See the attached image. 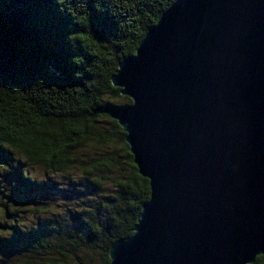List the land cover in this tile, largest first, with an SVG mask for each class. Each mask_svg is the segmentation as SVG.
<instances>
[{
	"label": "trees",
	"instance_id": "16d2710c",
	"mask_svg": "<svg viewBox=\"0 0 264 264\" xmlns=\"http://www.w3.org/2000/svg\"><path fill=\"white\" fill-rule=\"evenodd\" d=\"M176 1L0 0V214L41 212L0 215V264H110L133 235L151 191L112 77Z\"/></svg>",
	"mask_w": 264,
	"mask_h": 264
},
{
	"label": "water",
	"instance_id": "95a60500",
	"mask_svg": "<svg viewBox=\"0 0 264 264\" xmlns=\"http://www.w3.org/2000/svg\"><path fill=\"white\" fill-rule=\"evenodd\" d=\"M108 111L150 184L110 264L264 255V0H177L112 77Z\"/></svg>",
	"mask_w": 264,
	"mask_h": 264
},
{
	"label": "rangeland",
	"instance_id": "374dc122",
	"mask_svg": "<svg viewBox=\"0 0 264 264\" xmlns=\"http://www.w3.org/2000/svg\"><path fill=\"white\" fill-rule=\"evenodd\" d=\"M41 177H42V174L40 173L39 174ZM52 204L50 205L51 207V210L53 209L52 212H54V214H63L64 212V204H63V200H56V199H52L51 200ZM33 210H37V209H33ZM33 210H30V212L24 214L25 215V219L23 218V220L26 222V223H33L34 221H37L40 218V214L41 212L38 211V214H36L37 212H33ZM16 210L13 208V207H9L7 209V212H5L4 210L1 212V220H2V223L5 224V225H8V226H12V225H15L17 223L18 220H21V215L24 216L23 214H18V217L16 216H11V215H7V213L9 214H15ZM40 213V214H39ZM50 214V213H49ZM47 214L48 216H53V215H49ZM46 215V216H47ZM20 217V218H19ZM30 217V218H28Z\"/></svg>",
	"mask_w": 264,
	"mask_h": 264
}]
</instances>
